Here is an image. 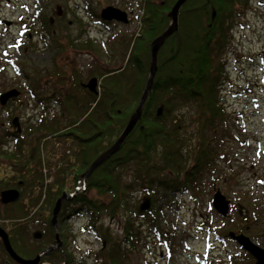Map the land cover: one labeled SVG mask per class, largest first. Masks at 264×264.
Masks as SVG:
<instances>
[{
    "label": "trees",
    "instance_id": "trees-1",
    "mask_svg": "<svg viewBox=\"0 0 264 264\" xmlns=\"http://www.w3.org/2000/svg\"><path fill=\"white\" fill-rule=\"evenodd\" d=\"M177 1L143 0L140 34L134 40H115L109 52L111 60H119L121 65L113 70L97 66L92 69L91 76L99 82L98 93L88 92V96L82 97L72 86L74 92L64 93V99L53 93L45 97L36 90L37 79L30 81L28 91L39 105H44V110L32 118V127L23 134L7 133L14 136V153L0 152V192L18 189L21 193L13 204L0 203V227L8 233L20 257L33 260L56 242L53 209L64 195L73 194L63 201L58 216V233L63 240L68 239L63 234L64 224L74 215L84 212L92 229L101 217L119 216L125 206L139 218L135 193L149 194L154 202L158 197L183 191L197 194L213 169L216 148L211 146L210 138L219 136L214 130L227 123L221 103L225 79L221 55L230 46L231 30L245 15L251 0L185 2L179 12L178 30L159 52L158 70L139 122L120 150L88 178L86 188L76 191L85 171L116 143L136 113L150 74L152 43L170 26V12ZM72 75L78 84L77 71ZM78 85L79 89L83 87ZM48 102H55L59 114L47 112ZM159 108L163 109L160 115ZM187 115L190 123L185 124L183 119ZM191 127L200 136L194 147ZM212 131L207 138V132ZM57 141H63L69 149L59 164H52L47 159ZM45 165L49 167L48 176H53L50 182ZM90 192L97 197L89 196ZM29 223L40 224V240L30 234ZM228 233L224 232L226 237ZM134 236L130 226L118 242H111L109 234L105 235L97 259L105 264H124L121 243ZM105 244H111V248ZM0 248V264H17L1 240ZM44 259L62 264L64 255L56 250Z\"/></svg>",
    "mask_w": 264,
    "mask_h": 264
},
{
    "label": "rangeland",
    "instance_id": "rangeland-1",
    "mask_svg": "<svg viewBox=\"0 0 264 264\" xmlns=\"http://www.w3.org/2000/svg\"><path fill=\"white\" fill-rule=\"evenodd\" d=\"M142 4L143 0H0V95L12 89L22 93L9 105H0L1 153H14V136H7L15 131L13 120L20 121L23 134L32 127V118L44 110V105H39L28 91L30 81L37 79L36 90L45 97L63 86L64 92L57 93L60 99H64L65 92H74L72 86L79 96H88L89 91L79 89L78 84H87L93 78V67L113 70L121 65L119 60H111L112 44L123 37L133 40L138 37L142 29L138 23ZM107 6L127 12L130 24L93 27V21L85 18L90 8L100 15ZM89 28L93 30L92 38ZM87 39L92 41V47L85 44ZM221 59L225 72L221 103L227 123L214 130L219 136L210 138L208 134L214 131L207 132L211 146L216 148L214 167L197 194L183 191L158 197L156 202L152 199L151 209L139 218L125 206L115 218L101 217L95 229L88 226L84 212L69 218L63 234L65 238L68 236L69 255L76 263L105 264L96 257L104 236L109 234L111 242H118L124 239L130 226L135 236L121 243L124 264H251L245 251L224 232L244 230L245 235L255 239L256 230L264 223L259 220L264 217V0L250 1L247 12L232 28L230 46ZM74 70L78 73V84L72 75ZM47 104L50 108L47 112H55L50 115L59 114L55 102ZM183 120L190 123V115ZM189 131L193 132L191 144L197 146L200 136L195 127ZM223 134L225 138L221 137ZM68 149L66 143L57 141L49 159L46 156L45 159L59 164ZM214 187L232 203L227 217L212 206ZM88 195L97 197L95 192ZM145 196L151 195L134 194L138 208ZM238 205L249 211L247 219L239 215ZM28 225L32 237L41 231L40 224ZM105 245L111 248V244ZM1 252L0 248V260Z\"/></svg>",
    "mask_w": 264,
    "mask_h": 264
},
{
    "label": "water",
    "instance_id": "water-1",
    "mask_svg": "<svg viewBox=\"0 0 264 264\" xmlns=\"http://www.w3.org/2000/svg\"><path fill=\"white\" fill-rule=\"evenodd\" d=\"M187 0H178L176 4L173 6L170 17L172 19V22L170 26L159 36L157 37L153 43H152V49H151V62H150V74L147 81V84L145 86V89L143 91L140 103L138 105V108L136 110V113L131 117L129 120L127 126L125 127L124 131L116 141V143L102 156H100L83 174V185L85 186L87 183L88 178L93 174V172L99 168L104 162H106L111 156L116 154L122 144L124 143L125 139L129 136V134L134 130L137 123L139 122L146 100L148 98L149 92L152 89L155 76L158 70V56L161 48L164 46L165 42L169 37H171L177 30L179 26V12L181 7L185 4ZM101 18L105 21H117L122 24H128V14L127 12L114 7V6H108L104 8L101 11L100 14ZM98 85V80L96 78H93L89 81V83L86 85L87 88L91 92H96V88ZM21 96V92L17 89L8 90L0 95V105L2 107L6 106L9 101L18 99ZM163 109H158V115L162 113ZM13 126L17 129V133H21V127L19 124V120L15 118L13 120ZM20 198V191L17 189H9L4 190L0 193V202L3 205H9L12 203H15ZM67 199V197L64 195L61 197L54 208L53 211V219H52V225L55 228L56 231V239L57 243L56 245L42 251L35 259L33 260H26L22 257H20L15 250L13 249L9 235L8 233L0 227V239L3 243V246L11 259L16 262L17 264H39L40 260L47 256L48 253L56 250L61 246V240L58 235V215L61 209L62 202ZM152 207V199L150 197H144L142 203L139 207V213L142 214L144 212H147ZM213 207L214 209L223 217L229 216L230 213V201L227 199V197L221 192L217 191L213 198ZM42 234L41 232H36L34 234L35 239H41ZM228 237L235 240L245 251L249 252L250 255H253L257 258V264H264V250L259 248L256 244L252 242V240L245 236L244 234H236L234 232H230L228 234Z\"/></svg>",
    "mask_w": 264,
    "mask_h": 264
},
{
    "label": "flooded vegetation",
    "instance_id": "flooded-vegetation-1",
    "mask_svg": "<svg viewBox=\"0 0 264 264\" xmlns=\"http://www.w3.org/2000/svg\"><path fill=\"white\" fill-rule=\"evenodd\" d=\"M104 9V8H103ZM102 9V10H103ZM101 10V11H102ZM100 14H101V12H100ZM88 16V17H87ZM87 16H85V18H87L88 20H92L93 21V23H94V26L93 25H91L90 26V28L93 26V27H96L97 25H104V26H107L108 28H111V26H115V25H117V24H122V23H119V22H117V21H111V22H109V21H105V20H103L101 17H100V15H98L95 11L93 12L92 11V9L90 8V12H88V15ZM99 16V17H98ZM128 19H129V15H128ZM130 19H129V23L128 24H130ZM138 23H140V20H138ZM89 24V23H88ZM128 24H125V25H128ZM89 28V29H90ZM99 28V27H98ZM91 31H89V37L90 38H92V36H91V34H92V29H90ZM95 32V31H94ZM93 32V33H94ZM85 44L86 45H90L91 47H92V41H90V39H87L86 41H85ZM83 46V45H82ZM81 48V47H80ZM80 51V50H79ZM70 63H72V61L70 62ZM82 85H83V87H85V89H87L88 90V88L86 87V84L85 83H82ZM64 86L63 87H61V89L58 91V92H64ZM89 91V90H88ZM58 92H55V93H53V95H55V94H57ZM65 93H67V92H65ZM9 105V104H8ZM11 133H13V132H11ZM12 136V135H11ZM0 158H1V155H0ZM214 189H215V192H217L219 189H217L216 187H214ZM231 201H230V212H231V210H232V208H231ZM251 209H256L255 207H254V205H253V207L251 208ZM244 209H243V207L241 206V205H238V208H237V211H238V213H239V215H241V216H244L243 218L244 219H247V214H248V210H246V211H243ZM254 213V212H253ZM257 213H255V215H256ZM222 216V215H221ZM242 218V217H241ZM259 220H262L263 222H264V217L263 218H260ZM244 221H246V220H244ZM253 226H254V224H252ZM256 232H258V234H256L255 235V239H252V238H250L249 236H247V235H245L244 233H236V234H244L245 236H247V237H249L251 240H252V242L254 243V244H256L259 248H261L262 250H264V223L261 225V227L258 229V230H256ZM217 233V232H216ZM218 235V237L219 238H221L222 237V235H220V234H217ZM223 238V237H222ZM65 240H67V239H65ZM62 241V245L59 247V250H60V252L61 253H63V255H64V261H63V263L62 264H81V263H76V261H74V259H73V256L72 255H69L70 254V252L68 251V244H67V242L66 241ZM55 244V243H54ZM54 244H52V245H54ZM51 245V246H52ZM240 246V245H239ZM240 248L243 250V251H245L241 246H240ZM245 253L247 254V258L248 259H250V262H251V264H257V258L255 257V256H253V255H250V253L249 252H247V251H245ZM71 256V257H70ZM232 263H233V261H232ZM234 264V263H233Z\"/></svg>",
    "mask_w": 264,
    "mask_h": 264
},
{
    "label": "built area",
    "instance_id": "built-area-1",
    "mask_svg": "<svg viewBox=\"0 0 264 264\" xmlns=\"http://www.w3.org/2000/svg\"><path fill=\"white\" fill-rule=\"evenodd\" d=\"M43 264H49V263H43Z\"/></svg>",
    "mask_w": 264,
    "mask_h": 264
}]
</instances>
